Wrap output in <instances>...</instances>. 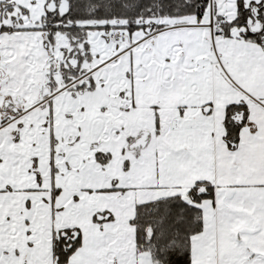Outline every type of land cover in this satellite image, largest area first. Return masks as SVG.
Masks as SVG:
<instances>
[{"label": "snow or ice", "instance_id": "6c2138e0", "mask_svg": "<svg viewBox=\"0 0 264 264\" xmlns=\"http://www.w3.org/2000/svg\"><path fill=\"white\" fill-rule=\"evenodd\" d=\"M0 264H264V0H0Z\"/></svg>", "mask_w": 264, "mask_h": 264}]
</instances>
